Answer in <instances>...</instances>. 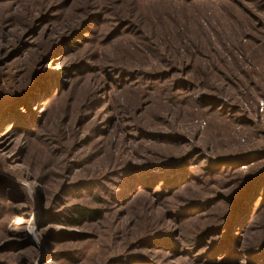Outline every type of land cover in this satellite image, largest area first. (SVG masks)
<instances>
[{
	"label": "rangeland",
	"instance_id": "374dc122",
	"mask_svg": "<svg viewBox=\"0 0 264 264\" xmlns=\"http://www.w3.org/2000/svg\"><path fill=\"white\" fill-rule=\"evenodd\" d=\"M0 264H264V0H0Z\"/></svg>",
	"mask_w": 264,
	"mask_h": 264
},
{
	"label": "trees",
	"instance_id": "16d2710c",
	"mask_svg": "<svg viewBox=\"0 0 264 264\" xmlns=\"http://www.w3.org/2000/svg\"><path fill=\"white\" fill-rule=\"evenodd\" d=\"M257 176H260L259 174H257ZM79 212V214L81 215V216H84V215H86L87 214V210H83V211H78Z\"/></svg>",
	"mask_w": 264,
	"mask_h": 264
}]
</instances>
